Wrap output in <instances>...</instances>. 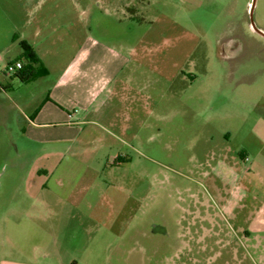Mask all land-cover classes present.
<instances>
[{
	"label": "rangeland",
	"instance_id": "1",
	"mask_svg": "<svg viewBox=\"0 0 264 264\" xmlns=\"http://www.w3.org/2000/svg\"><path fill=\"white\" fill-rule=\"evenodd\" d=\"M38 1L0 0V264L17 244L59 264L93 236L100 264H264V37L252 0H73L95 41L133 49L121 95L132 103L32 125L42 82L5 68L21 21L52 7ZM251 18L264 34V0Z\"/></svg>",
	"mask_w": 264,
	"mask_h": 264
},
{
	"label": "crops",
	"instance_id": "2",
	"mask_svg": "<svg viewBox=\"0 0 264 264\" xmlns=\"http://www.w3.org/2000/svg\"><path fill=\"white\" fill-rule=\"evenodd\" d=\"M44 2H49L52 7L23 19L19 38L16 35L13 38L18 39V43L27 42L46 71V74L31 80L41 81L43 88L42 98L32 110L31 116L34 117L30 124L65 125L71 117L97 110L116 98L132 103L131 98L121 95L126 92V82H129L128 77L122 79V74L133 61V49L114 45L118 41L115 42L113 37L95 41L89 34L87 16L79 20L74 18L72 8L77 3L73 0H39L38 5ZM111 42L114 44H109ZM60 44H63L64 51L58 50ZM20 57L21 50L11 61H18ZM3 89L0 85V90ZM15 206V203L9 204L13 210ZM49 237L57 249L60 237ZM96 240L97 236L80 240L81 251L77 254L65 252L59 264H100V255L89 251V245ZM55 249L48 253L58 255ZM15 252L16 260L3 258L2 264H39L33 260L34 253L32 259L25 255L20 244L16 245Z\"/></svg>",
	"mask_w": 264,
	"mask_h": 264
},
{
	"label": "trees",
	"instance_id": "3",
	"mask_svg": "<svg viewBox=\"0 0 264 264\" xmlns=\"http://www.w3.org/2000/svg\"><path fill=\"white\" fill-rule=\"evenodd\" d=\"M18 45L21 50V57L18 61L22 63V68L11 77L16 78L20 83H27L38 76L46 74L33 48L25 41H19Z\"/></svg>",
	"mask_w": 264,
	"mask_h": 264
},
{
	"label": "built area",
	"instance_id": "4",
	"mask_svg": "<svg viewBox=\"0 0 264 264\" xmlns=\"http://www.w3.org/2000/svg\"><path fill=\"white\" fill-rule=\"evenodd\" d=\"M22 68V63L20 61H14L9 63L5 68V73L7 76H13Z\"/></svg>",
	"mask_w": 264,
	"mask_h": 264
},
{
	"label": "water",
	"instance_id": "5",
	"mask_svg": "<svg viewBox=\"0 0 264 264\" xmlns=\"http://www.w3.org/2000/svg\"><path fill=\"white\" fill-rule=\"evenodd\" d=\"M254 2H255V0H252V3H251V5H250V10H249L250 21H251V28H252V30H253L255 33H257V34L261 35L262 37H264V34L261 33L259 30H257V29L254 27L253 23H252V18H251V17H252V10H253V6H254Z\"/></svg>",
	"mask_w": 264,
	"mask_h": 264
},
{
	"label": "flooded vegetation",
	"instance_id": "6",
	"mask_svg": "<svg viewBox=\"0 0 264 264\" xmlns=\"http://www.w3.org/2000/svg\"><path fill=\"white\" fill-rule=\"evenodd\" d=\"M185 236L188 237L187 239H188L189 241H190V240H194V243H198V241H199L198 235L193 234V236L190 237V233L188 232L187 235L185 234ZM195 237H196V238H195ZM195 241H197V242H195ZM196 245H198L196 248L199 249V243L196 244Z\"/></svg>",
	"mask_w": 264,
	"mask_h": 264
}]
</instances>
